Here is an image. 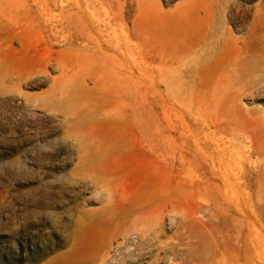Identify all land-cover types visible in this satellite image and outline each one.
I'll return each mask as SVG.
<instances>
[{"label":"rangeland","instance_id":"obj_1","mask_svg":"<svg viewBox=\"0 0 264 264\" xmlns=\"http://www.w3.org/2000/svg\"><path fill=\"white\" fill-rule=\"evenodd\" d=\"M141 3L163 35H180L178 46L163 43L162 52L181 43L196 46L170 89L161 79H134L132 86L137 109L147 93L162 90L153 103L181 130L183 162L166 166L136 131L109 156L81 148L79 137L101 141L109 134L105 124L67 122L61 109L100 117L92 91L75 97L82 105L70 101L77 81L91 89V80L63 73L42 37L6 36L0 52V264H219L222 245L214 232L235 234L233 228L246 236L245 264H264V0ZM132 43L134 68L145 73L144 43ZM31 67L36 70L18 76ZM196 140L230 149L227 163L242 188L243 210L224 207L207 192L197 195L195 174L204 187L214 179L210 163L193 161Z\"/></svg>","mask_w":264,"mask_h":264},{"label":"bare ground","instance_id":"obj_2","mask_svg":"<svg viewBox=\"0 0 264 264\" xmlns=\"http://www.w3.org/2000/svg\"><path fill=\"white\" fill-rule=\"evenodd\" d=\"M151 16L153 17L152 12L142 5L141 0H0V52L6 36L15 39L23 34H34L49 41L55 51L54 62L62 67L63 73L68 69L72 78L83 77L92 82L93 87L88 89L85 84L77 81V90L70 101L76 106L82 105L75 97H86L87 91H92L91 103L94 108L102 109L100 117H85L81 110L72 111L63 106L61 109L65 120L74 121L78 127L84 125L85 120L109 126V134L101 141H96L92 136L79 137L81 148L100 150L109 156L112 151L124 145L127 137L136 131L149 152L156 155L166 166H176L177 169V164L183 162L178 153L181 130L178 131L176 125L167 121L164 110L154 104L152 99L153 94H159L162 90L156 88L150 91V95L147 93L146 98L136 103L137 109L132 97V86L134 79L138 81L144 79L153 83L161 79L165 90L170 89V84L180 79L177 69L181 62L195 52L196 46L193 44L192 47L183 48L185 44L181 43L180 49L162 52L163 43L178 46L182 40L175 31L170 33L171 37L163 35L158 23L152 24L150 21ZM132 38L144 43L143 58L139 57L141 64L145 65V73L141 71V66V69L134 68L137 57ZM35 70L34 67L24 69L18 76H26ZM146 107H148L146 112H140ZM195 143V147L192 145L195 165L200 167L202 161L210 163L209 174L214 179L209 187H204L201 177L195 174L199 182L196 187L193 183L197 195L202 197L207 192L209 197L220 198L224 207H237L243 210L240 198L242 188L234 185L233 181L238 177L236 171L234 174L230 168V161L227 163L228 156H231L230 149L220 143L213 148H211L213 145L210 147L200 140H196ZM191 187L190 184L189 188ZM207 194L205 193V196ZM233 230L235 234L220 229L214 232V235L210 230L214 240L220 241L222 245L219 264H245L246 236H242L239 228ZM216 248L219 251L218 245Z\"/></svg>","mask_w":264,"mask_h":264}]
</instances>
